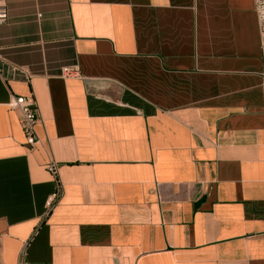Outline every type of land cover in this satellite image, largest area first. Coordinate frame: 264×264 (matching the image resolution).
Here are the masks:
<instances>
[{"label":"crops","instance_id":"crops-1","mask_svg":"<svg viewBox=\"0 0 264 264\" xmlns=\"http://www.w3.org/2000/svg\"><path fill=\"white\" fill-rule=\"evenodd\" d=\"M0 5V264H264L253 0Z\"/></svg>","mask_w":264,"mask_h":264},{"label":"built area","instance_id":"built-area-1","mask_svg":"<svg viewBox=\"0 0 264 264\" xmlns=\"http://www.w3.org/2000/svg\"><path fill=\"white\" fill-rule=\"evenodd\" d=\"M254 12L256 15L259 35L264 44V0H253ZM8 20V14L5 8L0 5V25H3ZM76 71L71 68L62 70V77H74ZM7 107L16 111L19 114V125L23 134L24 143L29 151H33L38 144L41 143L39 136L36 133V126L40 123V116L36 99L33 94L28 96H11ZM47 170L53 176H56V167L50 164ZM60 186H57L55 193L52 195L47 207L51 208L54 202L58 199ZM16 264H31L25 258V248H23L18 256Z\"/></svg>","mask_w":264,"mask_h":264}]
</instances>
